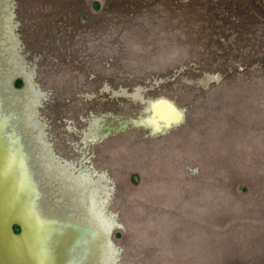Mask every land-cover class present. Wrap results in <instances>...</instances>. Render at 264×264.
<instances>
[{
    "label": "rangeland",
    "instance_id": "374dc122",
    "mask_svg": "<svg viewBox=\"0 0 264 264\" xmlns=\"http://www.w3.org/2000/svg\"><path fill=\"white\" fill-rule=\"evenodd\" d=\"M22 4L53 95L51 147L108 157L142 263L264 264V0ZM156 97L179 120L135 124L139 100Z\"/></svg>",
    "mask_w": 264,
    "mask_h": 264
},
{
    "label": "water",
    "instance_id": "95a60500",
    "mask_svg": "<svg viewBox=\"0 0 264 264\" xmlns=\"http://www.w3.org/2000/svg\"><path fill=\"white\" fill-rule=\"evenodd\" d=\"M5 8L4 6L3 9ZM10 33L11 29L7 28L5 37L0 38V264H65V259L56 262L50 255L46 260L42 259L43 245L40 242L50 234L51 224L65 225L66 219L72 221V224L75 223L73 215L64 211L61 201L64 198L63 192L59 196L60 191L55 192L54 201L60 202V206L56 204L51 209L50 201L53 195L52 190L48 188L50 186L48 180L54 176L63 181L68 176L78 178L76 175L79 172L75 168L77 162L82 164L81 167L83 166L81 168L83 172L78 179L86 184V177L95 178L94 182L89 183V194L97 193V197L93 198L94 206L98 210L97 220L101 221L104 218L107 221L103 229L97 221V235H95L97 238H95L98 242V251L95 255L99 256L103 251V255L110 259V264H128L118 261L117 259L120 258L116 257L115 252L112 254L113 250L115 251L126 241V225L117 219H122L123 212L121 215H115L116 206L109 207V204L101 203V191L105 189H102V186L108 189L107 185L109 187L111 185L110 177L107 175L108 168L102 167V173H93V166H86L88 159L81 158L80 155L65 156L66 154L52 149L51 146L58 142L60 137L55 132L53 111L48 106L53 95L49 88H46L48 84L37 74L41 64L40 51L36 50L35 41L24 38V41L18 39L19 43H17L16 38L10 37ZM18 34L17 32L16 37L20 36ZM13 41L15 45L12 44ZM29 42L34 43V48ZM178 73L179 65H175L163 72L159 80L171 81ZM14 77L21 79L20 88L13 87ZM140 90L141 86L137 87L136 92ZM127 91L128 88L122 90L125 93ZM139 102L136 116L132 120L135 124L155 128L159 125H172L179 120L176 110L165 98L140 99ZM86 139L91 140L89 136ZM38 143L43 147L37 149ZM35 157L39 160L36 161ZM99 163L100 161H97L95 168L99 167ZM84 167L86 171L89 169V176L85 174ZM114 186L118 190L121 189L117 181ZM114 190L103 195L109 199L113 197ZM12 223L19 225L18 234L12 232ZM114 227L122 230L123 236L120 242L111 240V231ZM37 246L40 251L39 249L37 251Z\"/></svg>",
    "mask_w": 264,
    "mask_h": 264
},
{
    "label": "bare ground",
    "instance_id": "6f19581e",
    "mask_svg": "<svg viewBox=\"0 0 264 264\" xmlns=\"http://www.w3.org/2000/svg\"><path fill=\"white\" fill-rule=\"evenodd\" d=\"M23 1L24 0H0V38L3 36L5 37L4 33L6 34L7 28L11 29V33L9 35L13 39L16 38L17 43H19V40L22 39L24 41L25 37L27 39L29 38L28 35L30 33L29 34L27 33L28 29L26 27V21L29 19V16L27 15V10L24 8L22 4ZM25 1L27 3L31 2V0H25ZM4 6L6 7L5 9H3ZM16 30H18L19 32L18 35H20L18 37H16L17 35ZM14 42L15 41H13L12 43L13 45L16 44ZM33 44L34 43L29 42V45L32 48H34ZM37 48L39 47H36V49ZM26 62L28 63L29 59H27ZM27 65H29V63ZM26 68H28V70L30 69V67H26ZM37 74H39L38 69H37ZM53 104H54L53 107H55V103ZM76 108L77 107L75 106L74 109L76 110ZM38 144L39 147L37 149L43 147L41 143ZM22 149L23 147L21 146V150H20L21 156H22ZM92 156L93 154L86 156L88 157L87 160L88 162H86V166L88 165L90 167L93 166V170H94L93 173L94 172L102 173L103 172L102 167L108 168L109 171V174L107 175L110 177L109 180L111 185L109 187V185L106 184L108 189L102 186V189L104 188L105 189L102 190L104 192L101 191L102 194L101 203H103L104 205L109 204L108 205L109 207H112L113 205L116 206V208L114 207L115 208L114 214L121 215L122 209L120 208L122 201L119 195L120 191L118 190V188L116 189V186H114L116 180L112 177L113 169L111 168V165L107 160L108 157L102 156V161L99 163L100 164L99 167L95 168L96 167L95 165H97L96 163L98 160L96 159L95 155L93 157ZM41 159L43 160V158ZM35 160L38 161L39 159L35 157ZM89 161H91L92 163ZM53 165L55 166V163H53ZM81 165L82 164L79 162L75 164V168L77 169V172H79L77 173L78 175H76L78 178H80V174L83 172V170L81 169L83 166L81 167ZM84 169H85V174L89 176L88 173L89 169L87 171H86V167H84ZM78 178H71V177L69 178L68 176L67 178L64 179L65 181H63L60 178H56V176H54L48 180V183L50 181V186H48V188L52 190V195H53L50 201L52 206L51 209H53L56 204L57 206H60V202L57 203L54 201L56 199L54 197L55 192L57 190L60 191L58 196L61 195L63 192L64 198L61 201L64 207V211L67 214L73 215V219L75 223L72 224L73 223L72 221L69 222V220L66 219L64 220L65 225L57 226L54 223L51 224L49 231L50 234L46 238L41 239L40 242L43 245V249L41 250L42 251L41 258L46 260V257L50 255L51 258L56 262L63 261L65 259V264H110L109 263L110 259L109 258L107 259L108 256L105 257V255H103L104 253L103 251L102 254L101 252L99 253L100 254L99 256L98 254L95 255V253H97L98 251L97 250L98 242L96 239L97 237L95 236L97 235L96 231H97V221H98L97 220L98 210L97 207L94 206L93 198L94 196L97 197V193L94 192L93 194H89L90 193L89 183H91V181L94 182L95 178L92 179L91 176L86 177L87 179L86 184L83 183V181ZM112 190H114V193L112 194L113 197L111 198L109 197V199H107V196L105 197V195L103 194H106L107 192H112ZM262 198H264L263 195ZM35 206H37V204ZM55 214L59 215L58 212H55ZM67 217H71V216H67ZM108 217L109 216H107V219ZM117 219L118 221H121L123 222L124 225H126L125 231L127 235H126V241L121 246L117 247L115 251L113 250L112 254H114L115 252L116 257L120 258L117 260L121 262H127L128 264H136V262L137 264H144L142 263L144 260L143 244H141L140 241H138L137 235L126 223L125 215L122 217V219L119 218ZM98 222H100L102 229L104 224L107 223V221L104 218ZM101 244L104 245L103 243ZM106 248L109 247L106 246ZM38 249L40 251L39 247L37 248V251ZM107 252H109V250H107Z\"/></svg>",
    "mask_w": 264,
    "mask_h": 264
}]
</instances>
